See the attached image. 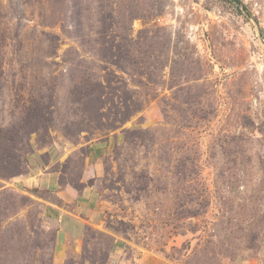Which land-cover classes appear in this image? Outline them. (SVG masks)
Here are the masks:
<instances>
[{
	"label": "rangeland",
	"instance_id": "obj_1",
	"mask_svg": "<svg viewBox=\"0 0 264 264\" xmlns=\"http://www.w3.org/2000/svg\"><path fill=\"white\" fill-rule=\"evenodd\" d=\"M236 1L0 0V264H264V0ZM99 142L62 251L25 178L81 190Z\"/></svg>",
	"mask_w": 264,
	"mask_h": 264
},
{
	"label": "crops",
	"instance_id": "obj_2",
	"mask_svg": "<svg viewBox=\"0 0 264 264\" xmlns=\"http://www.w3.org/2000/svg\"><path fill=\"white\" fill-rule=\"evenodd\" d=\"M89 144L87 159L91 161L93 167L85 171L78 180L82 184L81 190L73 183L64 182L60 172H42L41 169L31 176L22 177L28 183V187L44 188L51 191L57 197L56 202L49 203V219L55 229V246L66 251L72 242H77L88 224H97V219L101 214L102 201L96 186V166L95 160L101 155L103 146ZM99 154V155H97ZM11 181L18 183L15 176ZM15 183V184H16ZM25 183V182H24ZM13 185V183H11ZM23 185V184H22Z\"/></svg>",
	"mask_w": 264,
	"mask_h": 264
},
{
	"label": "trees",
	"instance_id": "obj_3",
	"mask_svg": "<svg viewBox=\"0 0 264 264\" xmlns=\"http://www.w3.org/2000/svg\"><path fill=\"white\" fill-rule=\"evenodd\" d=\"M17 174H18V173H17ZM17 174H14V176L17 175ZM6 176H7V175H6ZM1 177H2V174H1ZM4 177H5V176H4Z\"/></svg>",
	"mask_w": 264,
	"mask_h": 264
},
{
	"label": "water",
	"instance_id": "obj_4",
	"mask_svg": "<svg viewBox=\"0 0 264 264\" xmlns=\"http://www.w3.org/2000/svg\"><path fill=\"white\" fill-rule=\"evenodd\" d=\"M234 1H236V0H234ZM237 2V1H236Z\"/></svg>",
	"mask_w": 264,
	"mask_h": 264
}]
</instances>
